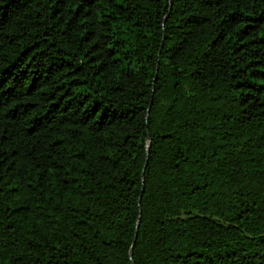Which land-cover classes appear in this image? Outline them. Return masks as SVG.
<instances>
[{
    "label": "trees",
    "instance_id": "trees-1",
    "mask_svg": "<svg viewBox=\"0 0 264 264\" xmlns=\"http://www.w3.org/2000/svg\"><path fill=\"white\" fill-rule=\"evenodd\" d=\"M0 264H264V0H0Z\"/></svg>",
    "mask_w": 264,
    "mask_h": 264
},
{
    "label": "water",
    "instance_id": "water-1",
    "mask_svg": "<svg viewBox=\"0 0 264 264\" xmlns=\"http://www.w3.org/2000/svg\"><path fill=\"white\" fill-rule=\"evenodd\" d=\"M148 138H149V144H148V147H147V148H148V154H147V155H149V148H150V145H151V143H150V141H151V140H150V135H149ZM147 163H148V157H147V162H146L145 165H147ZM138 224H139V221H138ZM131 255H132V249H131Z\"/></svg>",
    "mask_w": 264,
    "mask_h": 264
}]
</instances>
